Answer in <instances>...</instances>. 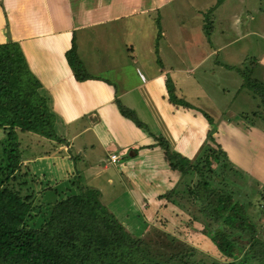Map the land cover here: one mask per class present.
Masks as SVG:
<instances>
[{
    "label": "rangeland",
    "instance_id": "1",
    "mask_svg": "<svg viewBox=\"0 0 264 264\" xmlns=\"http://www.w3.org/2000/svg\"><path fill=\"white\" fill-rule=\"evenodd\" d=\"M0 2L3 3V0ZM37 3L40 4L38 0ZM84 3L88 12L86 21L96 19L93 13L89 14L93 11L94 0H85ZM77 11L83 10L76 8V14L79 13ZM11 13L12 10L9 14ZM158 15L144 17L152 19L154 25L158 24L164 32V36L159 38L155 58L153 51L148 53L146 48L142 49L140 46L147 42V24L143 19L136 20L133 31L128 28L125 20L87 27L76 35L77 56L79 60L87 63L88 73H95L96 76L106 79L119 92L144 84L140 73L150 81L157 75V69H170L171 72L163 75L161 79V92L168 99L167 103L173 112L171 113L177 118L182 131L173 135L168 130L169 136L164 133V137L170 143L172 152L180 153L196 162L197 158L204 155L208 147L206 142L213 144L209 141L211 137L215 140L214 143H219V137L208 133L213 127L216 130L224 110L230 108L224 113V118L230 121L240 120L241 123L249 125L239 114L250 112L262 100L251 89L245 87L241 90L242 79L238 77L235 69L244 70L246 75L251 59L256 58L258 62L254 65L253 76L264 81V0H176V3L160 11ZM11 30L14 32L12 23L9 32ZM59 41L55 38L46 41L52 44L56 59L57 52L60 51L57 48ZM131 45L139 47L137 56H133ZM36 46L33 44L31 49ZM100 65L102 67L98 69ZM140 65L144 70L140 69ZM68 68L71 71L69 66ZM247 100L251 104L249 109L244 105ZM76 101L81 106V100ZM148 101L154 104V100ZM86 123L85 119L75 122V133ZM259 124L264 127L263 122ZM161 129L167 131L163 128V122ZM56 133L60 137L65 136L64 128L58 125ZM69 134L66 130L68 142L61 139L54 145L51 141L40 144L42 151H59L54 158L61 161L56 165V174L48 175V180L35 175L36 184L30 183L35 193L42 191L36 202L52 203L73 194L76 192L73 182H76L79 186L98 190L102 202L111 213L129 232L142 239L154 256L162 255L167 258L172 254L184 253L187 257L192 255L189 259L191 264L209 259L225 262L215 253L206 236L200 233L203 230L202 224L191 219L198 213L197 206L189 200L187 187L184 185L186 178H181L178 171L170 169L164 150L157 144L153 134L150 135L154 139L153 145L137 144L132 151H118L124 156L123 159L119 163L108 164L106 168V158L92 160L87 154L79 156L76 152V147L82 141L93 140L90 135L86 133L82 141L77 138L70 144ZM27 136L29 133L19 132L21 142L24 138L29 142ZM1 137L5 136L0 133ZM234 142L241 146L235 157L242 156L239 158L242 166L233 162L236 170L229 168L234 170L235 183L240 190L250 188L247 194L252 195V202L247 207L248 213L258 225L259 237L264 241V137L255 136L253 141L251 139L254 146L253 167L246 162L249 158L247 152L241 151L247 148L246 142ZM29 146L32 150L35 147ZM64 148L70 152L68 155L75 163L72 169L76 173L74 179H67V182L64 173L70 162L67 158L62 160V156L66 155L62 150ZM110 149L111 146L108 150ZM98 151L96 148L95 153ZM130 152L136 155L131 157ZM109 177L112 182L108 181ZM173 189L180 194L177 196L178 205L163 197L170 195ZM169 200H172L171 195Z\"/></svg>",
    "mask_w": 264,
    "mask_h": 264
},
{
    "label": "trees",
    "instance_id": "2",
    "mask_svg": "<svg viewBox=\"0 0 264 264\" xmlns=\"http://www.w3.org/2000/svg\"><path fill=\"white\" fill-rule=\"evenodd\" d=\"M160 37L161 34L157 40ZM77 55L74 41L66 57L75 79H96L87 74ZM257 62L251 59L246 75L239 68L235 72L242 79L241 90L246 87L262 98L250 112L239 114L240 118L261 126L264 81L253 76ZM42 88L20 44L12 39L0 44V133L5 136L0 138V264H191L192 255L184 253L167 258L154 256L147 244L111 213L96 189L73 182L75 193L52 203L36 202L42 191L35 193L30 187L37 181L27 160L38 155L40 148L33 153L25 138L20 141L19 132L54 142L63 140L56 133L57 116ZM117 105L122 116L148 130L132 110L118 100ZM244 105L251 108L248 100ZM214 132L215 127L208 134ZM154 137L170 169L186 178L189 200L197 206L198 213L191 219L202 224L200 233L225 260H199L198 264H264V241L247 208L252 202V195L247 194L250 188L240 190L235 183L234 170L229 167L236 170V166L222 147L211 137L213 144L206 142L204 155L193 162L172 152L164 136ZM170 195L163 197L178 205L180 194L173 189Z\"/></svg>",
    "mask_w": 264,
    "mask_h": 264
},
{
    "label": "crops",
    "instance_id": "3",
    "mask_svg": "<svg viewBox=\"0 0 264 264\" xmlns=\"http://www.w3.org/2000/svg\"><path fill=\"white\" fill-rule=\"evenodd\" d=\"M38 1L40 4L37 3V0H3V3L0 2V44L12 39L22 47L30 70L41 82L42 93L57 116V125L64 128L65 136H61L63 140L68 142L66 130L70 132V144L75 142L77 138H81L82 141V137L86 133L92 137L91 142L82 141L76 147L79 156L87 154L89 159L92 160L106 158V168L108 164H113L110 162V155L118 154L120 160L117 163L123 159L124 156L120 155L118 151H123V153L132 151L137 144L153 145L154 139L151 134L153 136H164L165 133L166 136H169V131L173 135L177 131L178 133L182 131L177 118L172 114V109L167 103L168 99L161 92L163 90L161 79L170 69H166V71L157 69V75L150 81L144 74L140 73V79L144 84L141 83L137 87L119 92L115 90L112 83L96 76L95 73H88L87 70V74L96 79L83 82L77 81L66 57L74 41L76 43L77 33L86 30L89 26H99L125 20L128 28L133 31L136 20L143 19L147 24L145 35L147 42L140 46L142 49L146 48L148 53L153 51L155 53L153 57L155 58L158 49L159 31H161L162 37L164 32L158 24V26L154 25L152 19L144 17L158 15L160 11L176 3V0H94L93 11L89 14L93 13L96 19L90 22L85 19L88 13L84 6L85 0ZM76 8L83 11H77L79 13L76 14ZM11 10L12 13L9 14ZM158 17L161 18L160 15ZM11 23L14 26V32L12 30L9 32ZM50 38L60 40L57 47L60 49L57 52L58 59H56L52 44L46 42ZM33 44L37 45L35 49H31ZM131 50L134 53L133 56H137L139 47L131 45ZM145 57L148 58L147 55ZM82 62L86 69L87 63L83 60ZM68 66L72 72L69 71ZM101 67L100 65L98 69ZM127 68L130 69L131 67ZM140 69L144 70L142 65H140ZM66 71L68 72L67 76ZM76 100H81V106L77 103L79 101ZM117 100L123 106L132 110L137 117L139 116L138 119L145 124L148 130L145 131L137 127L131 120L122 116ZM148 100H154V104ZM227 110H230V108ZM227 110L221 113V118L214 132L215 137H219L218 144L226 152L232 163L242 166L239 159L242 156L235 157V153H239L237 151L241 146H237L234 141L246 142L247 148L241 151L247 152L249 158L246 159V162L253 167L255 162L252 155L254 146L251 144V139L253 141L255 136L264 137V128L259 125H246L245 122L241 123L240 120L230 121L223 116ZM82 119L87 120V123L75 133L74 124ZM161 122H163V128L167 131L161 129ZM27 137H29V142L25 141V144L35 146L33 153L41 147L40 144L45 141L50 143L51 141L33 133H30ZM54 143V141H51L52 145ZM109 146H111L110 150H108ZM96 148L99 151L95 153ZM62 150L63 153H66L62 156V160L64 161L67 158L70 162L69 167L65 169L66 173H64L67 182V179L72 180L74 174L76 175L73 171L75 163L72 157L68 155L70 152L67 151V148ZM58 152L53 151V149H50V151L40 149L38 155L28 157L27 162L31 165L35 175L48 180V175L56 174V165L61 161L55 159ZM262 154H264L263 150ZM130 155L132 157L136 154L130 152ZM108 181L112 182L110 177ZM141 191L145 193L142 188ZM139 198L143 199L140 196Z\"/></svg>",
    "mask_w": 264,
    "mask_h": 264
},
{
    "label": "built area",
    "instance_id": "4",
    "mask_svg": "<svg viewBox=\"0 0 264 264\" xmlns=\"http://www.w3.org/2000/svg\"><path fill=\"white\" fill-rule=\"evenodd\" d=\"M120 160V157L118 154H112L110 155V162L111 163H117Z\"/></svg>",
    "mask_w": 264,
    "mask_h": 264
}]
</instances>
